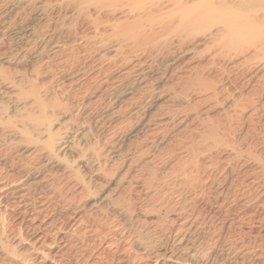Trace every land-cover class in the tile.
I'll return each instance as SVG.
<instances>
[{"label":"bare ground","instance_id":"1","mask_svg":"<svg viewBox=\"0 0 264 264\" xmlns=\"http://www.w3.org/2000/svg\"><path fill=\"white\" fill-rule=\"evenodd\" d=\"M17 1L33 5L39 11V15L47 19V24L43 26L45 30L41 33L29 30L25 34L26 38L36 39L45 45L37 53L39 63L37 64V61L35 64L32 59L33 46L29 43L28 46L25 45L27 47H18L12 38L16 34L11 32L3 17L0 16V205L6 212L11 203L13 207L16 203L14 200L19 199L18 202L22 204L20 207H25L23 212L20 210L22 213H16L14 210L7 211L5 216L7 224L3 225V228L7 238L17 242L18 246H27L28 249L25 248V251L29 252L26 256L19 255L15 250H12L11 254L3 253L4 264H208L212 256L215 257H212L215 264H264V189H260L261 187L250 189L243 198H239L240 201L238 198L235 199V203H231L232 205L227 208L228 214H226L230 216V222L237 224L235 226H238L241 234L239 241L231 242L226 248L227 257L224 254L215 256L208 253L211 252L208 251V229L206 231V228L202 226L203 222L200 224L199 221L205 211L201 214L202 208L199 210V206L207 194L205 189L208 187L211 171L208 172L207 162L208 166L194 161L198 154L203 155L204 151L201 150L208 149V129L196 131L197 135L189 139L190 145L187 147V152L193 157V160L190 157L192 163L190 160L189 166L184 163L185 160L180 162L178 169H174L175 179L170 178L171 181L168 182L166 178H163L165 181L161 183L147 176L149 178L146 179L147 181L143 179V181L132 183L127 190L121 191L123 194L121 193L120 201L114 204L112 211H103L94 215L93 218L87 215H73L75 223L72 225L67 215H64L63 210L59 208L62 205L60 202H67L69 206L75 205L81 198L83 199L85 190L94 187V182L102 183L109 177V174L107 177L104 175L105 172L101 174L103 171L101 172L100 168L103 163L97 161L94 164L95 169L86 172L89 179L83 182L82 189L78 186L79 181L74 179L73 171L67 167H61L63 174L58 179L48 177H41L42 180L37 179L39 159L56 158L59 153L66 152L68 147L67 142L56 143L54 140L56 134L52 117L55 113L52 110V99L58 97L60 93L58 94L51 86L54 78L51 77L53 57L46 49L52 35L66 29L68 13H71L76 20L84 18L91 26L89 33L83 32L85 35L79 33L83 36L77 35L78 32L76 35L73 33L75 38L80 37L79 41L82 39L89 41L91 38L109 39V43H113L116 52L111 58L112 62L122 67L133 65L140 54L149 49H170L173 46L183 48L200 40L208 42L206 44L208 61L188 66L189 74L181 79L183 86L192 90L195 95L217 97L224 92L226 86H223L222 80L225 62L233 64L236 68L251 70L261 67L264 70V0ZM54 10H57L56 19L53 18ZM98 65L99 69L105 66L103 62ZM213 69H215L214 73ZM261 77L264 80V73ZM256 100L255 91L249 93L247 97L240 100L241 110L247 111L254 108ZM221 129L224 131L223 127ZM221 129L219 127V130ZM212 137L216 138V135ZM55 143L58 144L57 147ZM99 157L102 158L101 155ZM77 167L81 168L82 165L78 164ZM159 175L158 179H160ZM71 177L74 181H78L77 183L73 181L75 189L68 187L72 182ZM32 178L37 181L31 180L27 189L38 195L40 204L39 208L34 206L36 211L33 215H29L27 203L22 199L26 195L23 192L18 195L20 193L18 187ZM164 187H168L166 192L164 191L166 194L171 191V196L173 194L177 196L176 205L180 207L174 219L179 222L176 233L180 235L174 241L180 244L179 247L174 243L169 247L164 244L155 246L156 242L144 241L139 222L145 223L146 220L142 219L141 211L135 213L130 206L136 198L143 197L146 190L154 189L157 192ZM10 194L14 202L8 201ZM188 195L191 202L189 200L188 209L183 211L181 205ZM134 197H136L135 200H133ZM254 201L259 203L256 205ZM28 208H30L29 205ZM45 210L59 212V216L64 218L61 219L62 225L50 229L51 222L48 223L44 220L45 218H42ZM185 211L186 214L182 216L181 214ZM68 215L71 214L68 213ZM71 226H73L72 230ZM185 226L194 234L196 233L198 239H195V236L192 238L193 236L187 237V234V236L183 234L182 230ZM169 237L171 235L165 239L169 240ZM58 241L62 242L59 246Z\"/></svg>","mask_w":264,"mask_h":264},{"label":"rangeland","instance_id":"2","mask_svg":"<svg viewBox=\"0 0 264 264\" xmlns=\"http://www.w3.org/2000/svg\"><path fill=\"white\" fill-rule=\"evenodd\" d=\"M35 9L33 5H28L24 1L0 0V16L3 17L11 32L16 34L12 37L15 44H18V47H27L30 43L35 50L32 52L34 54L32 59L35 64L38 61V64L39 60L36 55L45 45L41 41L25 36L29 30L39 31L38 33L45 30L43 26L47 24V19H43L39 11ZM56 16L57 10H54L53 18L56 19ZM88 23L84 18L76 20L71 13H68L66 29L54 33L51 39L49 38L50 42L46 47L48 54L53 57L51 77L54 78L51 86L58 94H61L52 99V110L55 113L52 117L56 134L54 140L56 143L65 141L68 147L66 152L59 153L56 158L39 159L37 179L42 180L41 177L58 179L63 174L61 167H67L73 171V177L79 181L78 186L81 188L83 182L89 179L86 172L93 171L97 161L103 163V168H100L103 173H100L105 172L104 175L107 177L109 174V177L102 183L96 184L93 181L94 187L84 191L85 196H82L83 199L81 198L78 204L69 206L67 202H60L62 207L59 208L63 210L64 215H67L72 225L75 223L73 217L78 214L93 218L94 215L103 211H112L114 204L120 201L122 192L127 190L132 183L143 181V179L147 181L146 179H149L147 176L161 183L175 179L174 169H178L180 162L185 160L184 163L189 166L191 165L189 163H192L193 157L187 152V147L190 145L188 144L189 139L197 135L196 131L208 129V149L201 148L204 149L201 150L204 151L203 155L198 154L196 160L194 159L204 165L208 163V172L211 171L208 187L205 189L207 194L202 200L203 204L201 203L205 206L201 204L199 206V210L202 208L201 214L205 212L199 221L200 224L203 222L202 226L206 228V231L208 229V251H211L208 253L215 256L224 254L227 257L225 253L228 245L241 239L240 229L235 226L237 224L230 222V216H227V208L232 205L231 203H235V199L243 198V195H246L250 189L254 190V187L264 189V80L261 77L264 70L261 67L251 70L236 68L233 64L225 62L223 74L221 73L223 86L226 85L224 92L217 97L198 96L183 86L182 79L189 74L188 68L191 65L195 66L199 62L208 61V52H206L208 42L200 40L183 48L173 46L170 49H149L140 54L133 65L122 67L112 62L111 58L116 52L113 43H109V39L91 38L89 42L85 39L79 41L80 37L75 38L77 32V35L83 36L85 35L83 32L87 34L91 31ZM99 61L104 63L103 69H99ZM212 71L214 73L215 69ZM254 91L257 99L255 107L247 111L241 110L240 100ZM218 125L220 129L224 128L225 133L223 129H221L223 132L219 130ZM215 135L216 138L212 137ZM100 155L103 159H100ZM78 164L82 167L78 168ZM157 174H162L159 175L161 180L158 179ZM73 177L70 178L72 182ZM37 179L32 178L18 187L20 191L18 195L21 192L26 195L22 199L27 203L26 208L29 215L34 214L40 203H38V195L29 191L27 185ZM77 180L74 182L77 183ZM72 182L68 187L75 189V183ZM166 188L158 189L159 192L154 189L146 190L143 197H134L133 200L136 198L138 202L131 200L130 206L135 213L141 211L142 219L147 221L139 222L144 241L156 242L155 246L164 244L169 247L174 243L179 247L180 244L174 242L180 235L176 233L179 222L174 219L180 207L176 205L177 196L175 194L171 196V191L166 194ZM7 199L11 202L14 200L11 194ZM189 200V195L184 198L181 205L183 211L188 209L191 202ZM14 201L17 203L19 199ZM16 203L13 207L11 203V209L7 208L6 212L0 205V260H2L0 264L5 263L2 259L3 253L11 254L12 250H15L21 256L29 254L25 251L28 247L18 246L17 242L7 238L3 228V225L7 224L5 216L8 212L14 210L16 213H22L24 211L25 207H20L22 204L18 202L19 207L17 208ZM253 203L257 205L259 202L254 201ZM185 214L186 211L181 215ZM42 218H45L44 220L48 223L51 222L50 229L60 227L64 219L59 216V212L51 210H45ZM185 227L182 230L183 234H187V237L193 236L192 238L195 236V239H198L196 233L194 234ZM70 228L72 230L73 226ZM169 235L171 237L166 240L165 238ZM60 236L63 235L60 234ZM57 244L59 246L62 242L58 241ZM212 257L208 264H215Z\"/></svg>","mask_w":264,"mask_h":264}]
</instances>
